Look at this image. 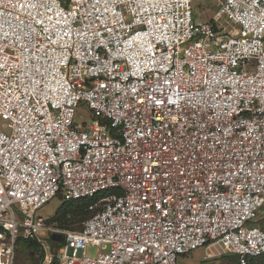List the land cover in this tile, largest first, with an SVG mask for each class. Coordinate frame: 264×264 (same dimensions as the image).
I'll use <instances>...</instances> for the list:
<instances>
[{
	"label": "built area",
	"instance_id": "2783aa9c",
	"mask_svg": "<svg viewBox=\"0 0 264 264\" xmlns=\"http://www.w3.org/2000/svg\"><path fill=\"white\" fill-rule=\"evenodd\" d=\"M204 1L0 0V264L264 257V0ZM114 188L80 229L38 215Z\"/></svg>",
	"mask_w": 264,
	"mask_h": 264
},
{
	"label": "rangeland",
	"instance_id": "374dc122",
	"mask_svg": "<svg viewBox=\"0 0 264 264\" xmlns=\"http://www.w3.org/2000/svg\"><path fill=\"white\" fill-rule=\"evenodd\" d=\"M215 0H205L201 5H198L196 8L201 11L202 15H199L198 18L205 20L210 19L216 9L215 7ZM199 13V11H198ZM230 25L228 24V27ZM78 113L82 114V117L79 118L80 122L87 121L92 122V117L87 115L88 111L85 108L80 107L78 109ZM7 122L0 117V126L3 127ZM7 132L9 129L4 128ZM63 200L60 197L53 198L48 204L38 210V215L45 217L47 219H52L57 211L63 205ZM39 237L48 239L51 234L48 231H40ZM206 253L205 246L199 247L193 250L190 254L187 255H180L179 260L183 264H229L228 259H224V257L215 256L209 259H204ZM89 255L96 254V247H89L88 248ZM40 254L38 250L35 249L33 246H27L26 244H20L17 249V264H39Z\"/></svg>",
	"mask_w": 264,
	"mask_h": 264
},
{
	"label": "trees",
	"instance_id": "16d2710c",
	"mask_svg": "<svg viewBox=\"0 0 264 264\" xmlns=\"http://www.w3.org/2000/svg\"><path fill=\"white\" fill-rule=\"evenodd\" d=\"M110 193L122 194L123 191L119 188L105 190L93 197H82L78 199L67 200L63 202L61 208L57 211L56 215L52 218L60 226L70 229H80L83 221L91 217L95 210L90 209V206L95 204L100 198ZM28 246H35L37 250H41L36 241L30 240L27 242ZM42 251V250H41ZM43 253L41 254V256ZM40 256V257H41ZM228 259L229 264L237 263L236 255H224L222 258ZM250 264H264L263 256H252L249 259ZM40 263V261H39Z\"/></svg>",
	"mask_w": 264,
	"mask_h": 264
},
{
	"label": "water",
	"instance_id": "95a60500",
	"mask_svg": "<svg viewBox=\"0 0 264 264\" xmlns=\"http://www.w3.org/2000/svg\"><path fill=\"white\" fill-rule=\"evenodd\" d=\"M61 239H62V235L59 233H54L52 235V240L60 241ZM52 240H47V244H48L50 249L52 248V245H53Z\"/></svg>",
	"mask_w": 264,
	"mask_h": 264
},
{
	"label": "crops",
	"instance_id": "0c3cea01",
	"mask_svg": "<svg viewBox=\"0 0 264 264\" xmlns=\"http://www.w3.org/2000/svg\"><path fill=\"white\" fill-rule=\"evenodd\" d=\"M51 238H52V237H51ZM49 240H52V239H49ZM52 242H53V240H52ZM23 243L26 244V245L28 246L27 242H20L19 245H18V247L20 246V244H23ZM33 247H35V246H33ZM35 249H36V247H35ZM36 250H37V249H36ZM38 252H39V254H40V256H41L42 251H41V250H38ZM40 256H39V258H41Z\"/></svg>",
	"mask_w": 264,
	"mask_h": 264
}]
</instances>
